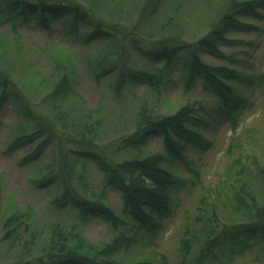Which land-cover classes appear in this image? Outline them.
Returning <instances> with one entry per match:
<instances>
[{"label": "trees", "instance_id": "trees-1", "mask_svg": "<svg viewBox=\"0 0 264 264\" xmlns=\"http://www.w3.org/2000/svg\"><path fill=\"white\" fill-rule=\"evenodd\" d=\"M194 1L0 0V110L9 101L16 117L3 152L28 146L18 161L29 165L32 183L52 192V210L64 213L42 219L13 195L2 204L1 172L0 264H153L152 251L139 256L132 248L154 243L180 205L179 190L196 184L201 193L178 248L183 259L194 247L192 264H228L246 239L264 238V158L250 150L249 164L238 159L212 189L201 184L199 167L210 143L206 126L217 114L235 125L253 84L264 80L251 61L264 34V0H204L210 23L188 38ZM29 28L44 33L46 65L29 54ZM81 62L100 90L93 107L77 90ZM197 81L199 92L185 101L163 95L167 86L183 93ZM107 97L135 102L130 128L109 120ZM104 128L114 134L101 141ZM153 137L161 149H148ZM232 139L241 145L242 138ZM108 186L120 195V213ZM92 217L106 223L107 239L85 234Z\"/></svg>", "mask_w": 264, "mask_h": 264}, {"label": "rangeland", "instance_id": "rangeland-1", "mask_svg": "<svg viewBox=\"0 0 264 264\" xmlns=\"http://www.w3.org/2000/svg\"><path fill=\"white\" fill-rule=\"evenodd\" d=\"M204 2V0L194 1L192 21L189 27L185 29L184 36L190 38L195 35V33L192 34L193 32L202 31L209 25V16H206L205 11H201V5H203ZM28 31L29 38L27 37L26 43L29 48V54L34 59H37L41 65H46L49 61V55L44 49L46 47L45 44L42 42L44 33L39 30H33L32 28H29ZM239 32L242 35L247 33L244 30ZM40 45L43 46L41 47ZM74 48L78 54V58L80 57L84 63L82 58L83 50L78 46H74ZM221 49L229 52L224 46L221 47ZM212 61L215 62L213 59ZM251 61L256 73H262L264 75V34L259 37V44L254 49ZM82 62L79 64L80 79L77 90L85 98L86 105L93 107L99 99L100 90L94 84L89 69ZM257 81L253 84L252 90H250L249 100L245 104L242 115L235 125L231 126L225 118L217 114L205 128V133L208 134L207 136H209L210 143L202 154L203 158L202 162L199 163V167L201 168V184L203 187L206 186V189L218 187L219 184H217V181L231 174L234 168L238 167V159L241 160L242 158L249 164L251 158L248 157V155L246 156L245 153H248L250 150H253L261 159L264 158V80ZM142 89V86H135L132 88V91L139 95L143 91ZM199 90L200 83L197 81L194 86L183 93L177 90L175 86H167V88L163 89V95L169 94L167 96L172 100L179 99L185 101L189 95L196 94ZM131 101L128 100L121 103L112 97H107L106 105L113 110V114L110 115L109 120L112 122L119 121L121 125L126 124V128H130L132 126V115L135 103ZM15 119L12 103L9 101L4 102L0 110V173H5L2 204L7 205L9 200L7 199V195L8 197L9 195H13L19 204L29 203L35 207L42 219H52L63 216L64 213H55L48 204L52 192L49 189L37 187L32 183L29 178V165L18 161L19 157L26 152L29 147L25 146L17 148L12 152H3V149H5L11 137L9 126ZM218 120H220V122H218ZM104 130L102 138H100L101 141L111 138L114 134V130L110 128H104ZM249 132L257 139V143L254 146L247 140L246 135H248ZM233 135L242 138L240 139V146L231 145L233 142ZM161 148V139L159 137H153L150 140L148 149L159 150ZM47 159L48 151L41 161H46ZM252 167L254 166L251 165V168ZM89 169L95 181L100 182L102 173L98 168L90 162ZM178 171L183 172L185 168L180 166ZM107 193L111 206L115 212L120 213L122 202L119 193L109 186L107 187ZM200 193L201 187L199 184H196V187L192 190L185 188L180 189L178 192L181 196L179 201L180 205L165 217L164 221L159 226L155 242L138 243L135 248H132L134 249L133 251L138 253L139 256H143L145 253L152 251L157 257L153 264H192V259L195 257L194 247L189 249L185 259H183L182 252L178 248L180 247L182 230L186 224L190 225L191 223L189 220L193 214H191V212L197 204ZM109 233L110 229L106 223L99 218L92 217L86 222L85 234L93 241L105 240L108 238ZM244 243L245 245L242 250L234 253L228 264H264V238H249L246 239Z\"/></svg>", "mask_w": 264, "mask_h": 264}]
</instances>
